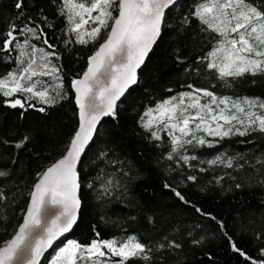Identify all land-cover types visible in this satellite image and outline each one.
<instances>
[{
  "label": "snow or ice",
  "instance_id": "obj_1",
  "mask_svg": "<svg viewBox=\"0 0 264 264\" xmlns=\"http://www.w3.org/2000/svg\"><path fill=\"white\" fill-rule=\"evenodd\" d=\"M179 2L48 0L55 6L56 15L65 21L66 38L62 43L66 47L103 40L87 58L83 73L66 85L63 66L59 63L62 57L45 31L54 25L48 23L40 0H13L11 7L15 14L6 27H0V65H10L0 72V106L18 109L23 118L28 110L47 115L50 109L69 100L75 106L78 125L65 145L62 158L37 173L21 222L7 239L0 238V264H41V257L54 242L78 224L82 208L78 162L102 119H118V101L131 86L138 84L136 70L163 37L169 13ZM193 22L196 33L202 34L210 47L205 55L195 58L204 71L200 68L191 71L205 79H215L219 84H212L210 89L188 83L187 91L146 108L138 120L149 142L155 147L165 146L163 158L175 163V168L170 167L173 172L177 168L196 167L191 162L198 161L199 157L188 154L190 150L214 148L235 137L241 138L242 144L264 137V97L219 95L214 91L218 86L231 88L234 82L247 77H251L253 84L264 80V0H192L188 11L177 17L173 30L177 45L191 39L187 29ZM174 51L178 53L179 47ZM176 58L183 63L179 55ZM25 131L27 134H22L19 129L0 123V224L7 219L5 210L15 203L12 193L18 188H9L8 184L12 182L18 152L36 138L30 130ZM161 133L167 137L166 141ZM9 149L14 151L9 153ZM107 156L108 153L102 152L100 159ZM109 163L112 171L102 170L96 178L99 187L95 182L87 187L97 192V200L118 203L126 209L127 221H136L135 213L139 212L140 227L146 234L142 237L134 230L122 237L102 239L92 225L95 238L88 243L68 240L56 251L50 264H180L184 245L199 246L204 238L197 239L191 229L182 227L183 220L163 219L162 209L148 208L132 198L134 164L119 158ZM200 164L229 170L210 181L223 186L225 180H230L232 183L226 190L246 189L245 181L253 171L261 177L257 183L264 189V154L233 156L221 152ZM207 170L199 168L200 172ZM241 173L245 174L243 178ZM178 174L177 184H163L175 201L214 222L222 243L243 258V264H264V218L258 222L253 218L241 219L230 231L225 220L194 204L181 190L182 184L197 183L198 177L182 171ZM261 205L264 206V201ZM157 211L161 213L159 217ZM101 219L120 226L119 220L111 221L105 216ZM200 227L199 222L193 225V228ZM245 240L255 243V254L240 246Z\"/></svg>",
  "mask_w": 264,
  "mask_h": 264
},
{
  "label": "trees",
  "instance_id": "obj_2",
  "mask_svg": "<svg viewBox=\"0 0 264 264\" xmlns=\"http://www.w3.org/2000/svg\"><path fill=\"white\" fill-rule=\"evenodd\" d=\"M12 2L13 0H0V27H6L10 18L15 14V10L11 7ZM40 3L44 7L48 23L54 25L53 28H45V31L48 33L50 42L56 45V50L62 57L59 63L63 66V75L67 85L73 77L83 73L87 67V58L103 40L96 44H74L66 47L62 43V40L66 38L63 35L65 21L56 15L55 6L49 4L48 0H40ZM191 3L192 0H182L169 13L168 27L140 70L138 84L118 104V119L107 117L101 122L91 145L82 157L78 168L82 184L80 191L82 208L78 224L65 241L74 239L80 243H88L90 239L95 238L92 225L96 226L102 239L113 236L122 237L134 230H138L142 237L146 234L140 227L142 221L139 212L135 213L136 221H127L124 219L126 209L118 203L97 200V192L87 187L89 183L95 182L98 188L99 181L96 179L98 174L102 170L110 173L112 166L109 162L119 158L135 165L132 173L135 179L132 181L133 186L130 193L133 199L148 208L162 209L163 219L170 220L174 217L177 220H183L182 227L191 229L193 236L197 239L204 238L199 246H193L190 243L184 245V250L180 254V264H243V258L231 252L222 243L215 231L217 227L215 223L201 218L193 213L191 208H185L176 202L171 193L163 188V184L165 182L177 184L180 181L178 173L181 171L185 175L191 173L198 177V182L182 184L181 190L194 204L225 220L230 231H233L234 226L241 219L253 218L258 222L264 218V206L261 205L264 201V189L258 186L257 181L261 179L259 174L254 171L250 173L249 179L245 181L248 183L246 189L229 191L226 189L232 183L230 180H225L223 186L210 183L213 177L229 170L222 166L200 164V161L214 159L221 152L233 156L237 153L246 156L264 154V137L252 138L251 144H242L239 142L241 138L235 137L222 141L214 148L190 150L188 154L199 157L198 161L191 162L196 167L177 168L173 172L170 167L175 168V163L163 158L166 155L165 146L155 147L149 142L145 138L146 133L138 123L140 115L146 108L154 107L166 97L187 91L188 83L210 89L212 84H219L215 79H205L203 75L198 76L191 71L192 68H200L201 72L204 71L203 65L197 64L195 58L205 55L210 47L203 41L202 34L196 33L195 22L187 29V32L192 34L191 39L185 40L180 45L175 43L177 37L173 30L177 25V17L187 12ZM177 47L180 49L178 53L174 51ZM177 55L183 63L177 61ZM8 67H10L8 64L0 65V72L6 71ZM186 68L189 71L186 72ZM169 88L172 89L171 93L168 92ZM214 91L219 95L264 97V80H258L253 84L251 77H247L234 82L231 88L218 86ZM0 123L13 130L19 129L22 134H27L25 130H30L36 137L25 150L18 152V162L13 165L15 171L8 187L18 188V191H13L15 203L5 210L7 219L0 224V238L7 239L22 220L23 209L26 207L25 201L32 184L37 179V173L42 172L63 156L65 145L78 125V117L75 106L69 100H65L61 105L50 109L47 115L28 110L23 118H20L18 109L13 110L0 106ZM161 135L166 141L167 137L164 133ZM13 151L8 150L9 153ZM102 152L108 153L107 158L103 160L100 159ZM200 167L208 170L200 172ZM240 175L243 178L245 174ZM156 215L159 217L161 213L157 211ZM101 216L110 217L111 221L119 220L120 226L105 222ZM197 222L201 224V227L193 228ZM159 227L160 225H157V228ZM152 234L147 233V235ZM184 238L188 239L186 236ZM240 246L247 249L249 254H255V243H248L245 240ZM55 250L49 253L42 264H49ZM209 256L212 257L211 260Z\"/></svg>",
  "mask_w": 264,
  "mask_h": 264
},
{
  "label": "water",
  "instance_id": "obj_3",
  "mask_svg": "<svg viewBox=\"0 0 264 264\" xmlns=\"http://www.w3.org/2000/svg\"><path fill=\"white\" fill-rule=\"evenodd\" d=\"M182 2V0H180V2H179V4ZM155 46V45H154ZM154 48V47H153ZM153 50V49H152ZM152 52V51H151ZM150 52V53H151ZM150 53H149V55H150ZM149 57V56H148ZM147 57V58H148ZM147 58H146V60H147ZM146 62V61H145ZM145 64V63H144ZM144 64L139 68V69H137L136 71H137V78H138V74H139V72H140V70L142 69V67L144 66ZM135 86L136 85H133V86H131L129 89H128V91L126 92V94L123 96V97H121V100L120 101H118V104L125 98V96L127 95V93L131 90V89H133V88H135ZM105 118H107V117H105ZM105 118H103L102 119V121L105 119ZM101 121V122H102ZM101 124V123H100ZM100 124L98 125V128H99V126H100ZM95 134H96V132L94 133V135H93V139H94V137H95ZM93 141V140H92ZM92 141L91 142H89V144H88V146L86 147V150L89 148V146L91 145V143H92ZM86 150H85V152H86ZM85 154V153H84ZM84 154L82 155V157L84 156ZM62 158V157H61ZM82 160V159H81ZM81 162V161H80ZM80 162H78V165H77V167L79 168V164H80ZM79 195H80V193H79ZM79 213H80V211H79ZM74 229V228H73ZM72 232V230L69 232V233H66V234H64L62 237H60L59 239H57L55 242H54V244H53V246L51 247V248H49L46 252H45V255L44 256H42L41 257V264L43 263V261L45 260V258L49 255V253H51L53 250H55L62 242H64L68 237H69V235H70V233Z\"/></svg>",
  "mask_w": 264,
  "mask_h": 264
},
{
  "label": "rangeland",
  "instance_id": "obj_4",
  "mask_svg": "<svg viewBox=\"0 0 264 264\" xmlns=\"http://www.w3.org/2000/svg\"><path fill=\"white\" fill-rule=\"evenodd\" d=\"M85 27H87V26H85ZM66 242H67V241H65L60 247H62ZM60 247H59V248H60ZM59 248H57V249L55 250V253H56V251H58ZM54 255H55V254H54ZM54 255H53V256H54ZM53 256L50 258V260H49V264H50V262H51Z\"/></svg>",
  "mask_w": 264,
  "mask_h": 264
}]
</instances>
